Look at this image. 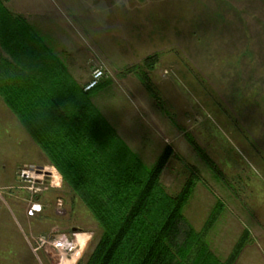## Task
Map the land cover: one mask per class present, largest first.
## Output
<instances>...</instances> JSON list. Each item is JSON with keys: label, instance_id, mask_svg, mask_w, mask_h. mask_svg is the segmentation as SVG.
I'll return each instance as SVG.
<instances>
[{"label": "rangeland", "instance_id": "374dc122", "mask_svg": "<svg viewBox=\"0 0 264 264\" xmlns=\"http://www.w3.org/2000/svg\"><path fill=\"white\" fill-rule=\"evenodd\" d=\"M109 2L104 11L93 7L92 17L108 21L111 39L124 29L132 35L125 38L126 43L113 40L110 59L95 64L105 69L103 80L122 88V72L142 64L147 56L158 57L153 86L159 97L158 125L166 123L158 143L175 151L161 183L169 194H177L191 176L188 166H194L199 181L184 208L185 217L200 230L220 201L223 208L204 237L211 251L226 262L243 239L232 264H264V0ZM129 49L136 58H115L121 53L130 55ZM124 61L126 65H119ZM18 120L0 98V165H7L6 173L37 159L39 148L32 138L27 148L16 134L25 132ZM187 135L215 163L216 170L203 160ZM154 155L146 154L149 159ZM0 194L5 195L3 190ZM54 198L52 216L59 233H70L73 239L77 233H90L73 262L85 263L102 229L67 185ZM42 222L35 221V227ZM72 228L77 229L70 232ZM36 236L31 234L29 239ZM31 249L43 264H52L47 254Z\"/></svg>", "mask_w": 264, "mask_h": 264}, {"label": "trees", "instance_id": "16d2710c", "mask_svg": "<svg viewBox=\"0 0 264 264\" xmlns=\"http://www.w3.org/2000/svg\"><path fill=\"white\" fill-rule=\"evenodd\" d=\"M8 1L0 0V98L102 229L87 261L76 264H232L243 239L226 262L204 239L223 204L217 202L200 230L184 215L199 181L195 167L188 166L191 176L181 190L169 194L161 176L173 147L166 145L147 166L92 103L96 87L84 90ZM157 58L147 56L125 72L135 73L158 101L150 77ZM187 139L216 170L193 137Z\"/></svg>", "mask_w": 264, "mask_h": 264}, {"label": "crops", "instance_id": "0c3cea01", "mask_svg": "<svg viewBox=\"0 0 264 264\" xmlns=\"http://www.w3.org/2000/svg\"><path fill=\"white\" fill-rule=\"evenodd\" d=\"M109 1L9 0L6 5L11 12L22 15L28 20L65 65L68 73L80 86H83L90 78L95 64H103L104 60L110 59V44L113 40L126 43L125 38L132 35V32L128 35L123 28L124 30L117 33L120 37L115 35V38L111 39L113 33L111 36L108 33L110 32L108 21L101 16L92 17L93 7L104 11V8L110 5ZM116 24L119 26V23ZM113 50L120 53L118 46H113ZM129 51L130 55L121 53L122 55L115 58L118 60L119 58L125 60L136 58L133 50L129 49ZM126 64L127 61H124L119 65ZM155 70L156 67L150 73L153 85L155 83L152 74ZM120 75L123 90L120 86H113L114 82L104 79L90 93L91 101L141 160L147 166H151L165 147V145H159L158 141L159 134H163V129H166V123L162 126L158 125L161 119L158 115V101L147 91L137 75L125 71ZM124 90L129 92L130 96L127 97ZM22 127L25 132L21 135L16 134L24 139L22 142L25 141V146L29 148L31 135L24 126ZM34 143L39 148L35 161L23 163L11 173H6L7 165H0V190H3L5 194H0V264H43L39 256L37 257L32 251L29 237L31 234L46 235L52 231L60 232L55 222L56 218L52 216V209L53 211L56 209L53 206L54 197L62 187L59 189L47 187L43 194L36 195L44 209L35 216H30L27 211L31 193L25 187H18L21 185L18 172L22 167L52 165L43 149L35 141ZM147 152L150 154L155 152L154 157L149 159L146 156ZM60 199L62 198H58L59 202H61ZM47 209L48 214H44ZM40 220L44 222L39 225L40 227H35V221ZM73 231L72 228L70 232ZM67 234L70 235V233ZM74 237L81 247H85L91 236L90 233L80 232ZM39 251L42 255L47 254L52 264L59 256L55 250L46 252L40 249ZM69 260L71 259L68 256L63 258L64 263Z\"/></svg>", "mask_w": 264, "mask_h": 264}, {"label": "built area", "instance_id": "2783aa9c", "mask_svg": "<svg viewBox=\"0 0 264 264\" xmlns=\"http://www.w3.org/2000/svg\"><path fill=\"white\" fill-rule=\"evenodd\" d=\"M105 76L106 71L102 66L94 67L90 78L84 84V90L89 91L94 89ZM18 178L22 185L21 187H25L32 195L27 210L30 216L43 211L44 206L36 198V195L42 194L47 187L59 189L63 185V179L53 165L22 167L18 172ZM29 242L35 251L40 249L45 251L55 250L59 254L56 264H62L64 256H69L76 260L82 253L81 246L67 233L52 232L46 235H38L32 240L29 239Z\"/></svg>", "mask_w": 264, "mask_h": 264}, {"label": "bare ground", "instance_id": "6f19581e", "mask_svg": "<svg viewBox=\"0 0 264 264\" xmlns=\"http://www.w3.org/2000/svg\"><path fill=\"white\" fill-rule=\"evenodd\" d=\"M68 262L73 263V262H74V259H71V260H69V261H66L65 263H64V261H63L62 264H67Z\"/></svg>", "mask_w": 264, "mask_h": 264}, {"label": "water", "instance_id": "95a60500", "mask_svg": "<svg viewBox=\"0 0 264 264\" xmlns=\"http://www.w3.org/2000/svg\"><path fill=\"white\" fill-rule=\"evenodd\" d=\"M77 228H73V230L75 231Z\"/></svg>", "mask_w": 264, "mask_h": 264}]
</instances>
